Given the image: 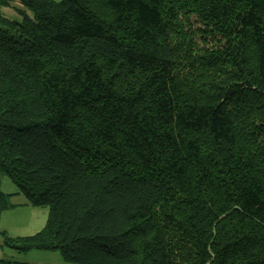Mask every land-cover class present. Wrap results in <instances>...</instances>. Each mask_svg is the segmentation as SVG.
Masks as SVG:
<instances>
[{
    "label": "trees",
    "instance_id": "trees-1",
    "mask_svg": "<svg viewBox=\"0 0 264 264\" xmlns=\"http://www.w3.org/2000/svg\"><path fill=\"white\" fill-rule=\"evenodd\" d=\"M4 177L19 253L264 264V0H0Z\"/></svg>",
    "mask_w": 264,
    "mask_h": 264
},
{
    "label": "crops",
    "instance_id": "crops-1",
    "mask_svg": "<svg viewBox=\"0 0 264 264\" xmlns=\"http://www.w3.org/2000/svg\"><path fill=\"white\" fill-rule=\"evenodd\" d=\"M3 181L4 179L1 190L5 195H11L10 204L12 207L0 214V264H23L24 261H17L14 255L4 250L7 248L17 255L25 254L6 246L5 237L17 238L37 234L40 232L38 230L43 227V220L47 217L45 213L38 212L39 210L30 206L19 190L8 189Z\"/></svg>",
    "mask_w": 264,
    "mask_h": 264
},
{
    "label": "rangeland",
    "instance_id": "rangeland-1",
    "mask_svg": "<svg viewBox=\"0 0 264 264\" xmlns=\"http://www.w3.org/2000/svg\"><path fill=\"white\" fill-rule=\"evenodd\" d=\"M14 6L19 7V5H14ZM3 11L5 12L6 10H3ZM9 12L10 13L7 14L8 17H10V18L15 17L14 11L13 12L9 11ZM186 29L193 32L192 36H194V40L197 42V44L199 45L200 48H204V47L212 48L215 46L214 41H210V39H208L207 44H206V42H205L206 40H204L200 37L201 34L198 31L202 30V26L196 21V19L192 18L190 26H188V28H186ZM3 179H4L3 184H5L8 189H11L12 191L18 190V187L11 181V179H9L8 177H4ZM1 189H2V184H1ZM36 209L39 210L38 212H43V214L44 213L46 214L47 218H45V220H43V227H45L47 220H48L49 210H48V208H36ZM36 221H38V220H36ZM43 227H42V229H43ZM41 230H38V231H41ZM35 234H33V235H35ZM25 237H27V236H25ZM4 250L11 253V255H14V257L17 261H24L23 264H69V263H66L62 259L61 254L57 251L56 252H53V251H30V252H27L25 254L17 255L13 251H11V249L6 248Z\"/></svg>",
    "mask_w": 264,
    "mask_h": 264
}]
</instances>
